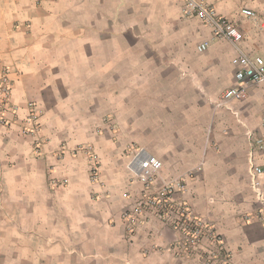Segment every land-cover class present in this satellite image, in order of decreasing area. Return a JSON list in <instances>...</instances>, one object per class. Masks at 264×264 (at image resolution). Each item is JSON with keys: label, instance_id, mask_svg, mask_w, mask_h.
<instances>
[{"label": "crops", "instance_id": "1", "mask_svg": "<svg viewBox=\"0 0 264 264\" xmlns=\"http://www.w3.org/2000/svg\"><path fill=\"white\" fill-rule=\"evenodd\" d=\"M120 2L0 0V67L13 71L19 116L33 103L41 122L39 147L20 124L0 125V264H195L165 249L173 233L159 219L129 232L121 218L143 189L128 168L139 148L163 163L157 186L185 180L175 199L216 224L235 264H264V224L245 219L259 207L250 167L264 170L252 141L264 138V89L215 108L235 84L231 43L200 52L211 30L178 0L154 17L135 3L123 17ZM208 2L240 28L248 53L264 57V0ZM79 144L95 146L96 181Z\"/></svg>", "mask_w": 264, "mask_h": 264}, {"label": "built area", "instance_id": "2", "mask_svg": "<svg viewBox=\"0 0 264 264\" xmlns=\"http://www.w3.org/2000/svg\"><path fill=\"white\" fill-rule=\"evenodd\" d=\"M185 17L197 18L211 30L212 37L201 42L197 49L207 50L216 39H225L234 47L236 55L233 63L236 67L235 84L225 89L217 99V108L230 102L245 99L257 86L264 89V57L248 53L242 46L244 34L240 28L219 14L208 0H178ZM244 16L255 18L256 12L248 7L240 9ZM13 71L5 66L0 67V125L9 126L13 123L21 125L25 134L35 138V146L40 144V114L33 103H29V112L25 117L18 114V106L12 102ZM264 124V112L262 114ZM252 137V135L250 136ZM253 145L264 150V138L254 137ZM80 149L90 162L91 181L98 179L99 156L94 146L87 144ZM128 168L135 179L143 186L138 200L131 208L125 209L121 218L126 222L129 232H134L151 217L159 219L163 225L171 229L172 240L165 249L177 257L194 260L195 264H235L227 250L223 235L214 222L199 214L184 200H176L177 192H185L187 184L183 178L163 181L160 179L162 161L145 149H134ZM201 169L195 166L188 175ZM261 166L252 164L250 167V185L255 193L259 207L245 215V219H255L264 224V191Z\"/></svg>", "mask_w": 264, "mask_h": 264}, {"label": "rangeland", "instance_id": "3", "mask_svg": "<svg viewBox=\"0 0 264 264\" xmlns=\"http://www.w3.org/2000/svg\"><path fill=\"white\" fill-rule=\"evenodd\" d=\"M35 1V3L36 4H39L40 2H41V0H34ZM172 1H174L175 2V0H172ZM172 1L171 0H121V2L119 3V6H118V8H121V12H122V14H123V17L126 15L127 17H128V15L127 14H124L123 13V10L125 9V8H127L128 6H130V5H132L133 3H135L136 5V10L138 9V11H137V13L138 12H142V14H144L146 11H149V13L151 14V16H156V15H154V13L155 14H158V13H160V11H158V8L160 7V6H166V7H170L171 9H173L174 10V4L172 3ZM173 7V8H172ZM180 8H181V6H180ZM181 12H182V10H181ZM123 23H124V19H123ZM178 28H177V26L176 25H171L170 26V35H172V33L171 32H174V34H175V32H176V30H177ZM124 33H123V36H124V34H126L127 36H124L126 39H129V35L126 33V31L124 30L123 31ZM169 32V31H168ZM154 34H157V32L156 31H154L153 32ZM160 35H162L161 33H160ZM164 36H165V33H164ZM159 39V38H158ZM160 41H161V39H160ZM161 50V48H156V47H154V49H153V51H154V57H155V59H160V58H162V54L160 53H158V51H160ZM170 53H169V57H173L172 55H175L177 52V50H178V48H176V47H171L170 49ZM127 53H129V52H127ZM136 53H139V51H137V52H135L134 54H136ZM221 95V94H220ZM220 95L219 96H217L216 98H215V100H214V104H215V108H217V105H216V103H217V99L220 97ZM224 107V106H223ZM219 108H221V107H219ZM218 108V109H219ZM104 118H108V116H106V117H104ZM93 128V127H92ZM105 127H96V128H93L95 131H97V133H103L104 131H111V132H113V130H114V128L113 127H106V129H104ZM120 129L121 128H119V126H117L116 127V131L118 130L119 132H120ZM40 131H41V122H40ZM79 145H84V144H79ZM94 149H95V146H94ZM96 151V150H95ZM67 156V154H65L63 151H62V153H61V156H59V158L58 159H63V158H65ZM194 167H192L191 169H193ZM54 182V180H52V183ZM62 184H68V180L67 181H63V183ZM65 185V186H66ZM97 199V198H96Z\"/></svg>", "mask_w": 264, "mask_h": 264}]
</instances>
